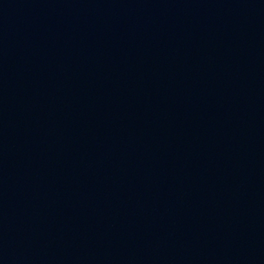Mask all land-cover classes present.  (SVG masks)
<instances>
[{"label":"water","instance_id":"95a60500","mask_svg":"<svg viewBox=\"0 0 264 264\" xmlns=\"http://www.w3.org/2000/svg\"><path fill=\"white\" fill-rule=\"evenodd\" d=\"M0 264H264V0H0Z\"/></svg>","mask_w":264,"mask_h":264}]
</instances>
